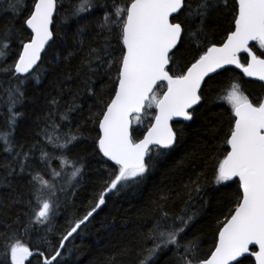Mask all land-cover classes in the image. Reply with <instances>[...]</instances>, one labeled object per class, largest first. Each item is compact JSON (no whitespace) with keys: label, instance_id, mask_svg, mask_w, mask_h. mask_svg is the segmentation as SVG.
Here are the masks:
<instances>
[{"label":"snow or ice","instance_id":"snow-or-ice-1","mask_svg":"<svg viewBox=\"0 0 264 264\" xmlns=\"http://www.w3.org/2000/svg\"><path fill=\"white\" fill-rule=\"evenodd\" d=\"M59 8L63 12L58 10V0H33L30 7L27 0H4L0 6V16L12 18L11 24H0V83L6 85L0 91L9 113L7 126L0 129V144L12 154L11 161L0 165L5 172L2 182L11 187L10 178L28 173L31 189L26 201H14L24 211L3 225L0 264H32L33 259L37 264H67L60 259L61 250L68 251L66 242L106 204L108 194H119L147 179L184 136L183 129L172 122L177 118L192 121L197 106L214 92L230 106V118L224 134L228 150L222 159L217 158L213 182L237 185L230 201L234 206L224 214L209 251L202 253L200 238L188 239L187 231L199 215L193 201L209 181L199 175L190 178L179 214L171 215L164 203L157 202V215L143 236L151 247L144 249L139 264H155L156 257L168 252L173 253L174 264H264V98L250 99L239 80L222 88L215 80L228 66H235L245 77L264 82V0H71L68 8L62 3ZM98 8L104 14L96 22V43L87 46L75 77L79 83L75 91L67 87L70 98L65 99V82L74 77L64 71V65L85 52L84 38L92 31L87 16ZM221 16L228 18L229 27L217 44L209 39V29ZM17 21H21L19 28ZM49 49L54 55L43 67L42 53ZM49 71L57 82L47 99L44 126L28 151L23 145L15 150L17 118L23 115L17 107L26 99V83L39 84ZM97 79L102 81L99 90ZM85 97L95 105L88 117L98 126L94 148L111 162V168L104 188L85 214L69 220L67 229L57 236L61 195L65 203L67 197L75 196L84 173L83 158L71 152L82 137L80 128L63 129L82 111L79 101ZM148 109H154L151 122L143 138L135 139L133 121L140 124ZM39 137L44 138V146ZM34 150L39 151L43 166L35 173L30 171L35 167ZM53 160L59 161V170L52 167ZM61 179L63 183H58ZM168 199V194L161 197ZM48 248L52 252L46 255ZM115 262L112 257L107 264Z\"/></svg>","mask_w":264,"mask_h":264},{"label":"trees","instance_id":"trees-1","mask_svg":"<svg viewBox=\"0 0 264 264\" xmlns=\"http://www.w3.org/2000/svg\"><path fill=\"white\" fill-rule=\"evenodd\" d=\"M27 2L30 7L33 0H27ZM108 2L111 3V0ZM117 2L123 3L124 0H117ZM61 3L64 8H68L71 0H58V10L63 12V9L59 8ZM3 4L4 0H0V6ZM103 14L104 10L98 8L87 16L86 22L92 26V31L88 37L84 38L85 52L80 53L70 63L64 65V71L70 72L74 77L73 81L65 82V99L70 98L67 94V87H71L73 91L76 90L79 81L75 80V77L80 60L86 55L87 46L90 43H96L93 40L94 33L98 31L96 22L102 18ZM4 23L11 24L12 18L0 16V24ZM20 23L21 21L16 22L17 28ZM75 27L73 25L69 32V44L72 43L71 32L75 31ZM228 27V18L221 16L217 23L209 29V39L219 44ZM63 36L64 34L61 33V38ZM60 50L57 49V51ZM15 52L16 48L13 47L11 55L14 56ZM53 55L52 49H49L46 55L42 54L43 67L48 66ZM241 56L243 58L244 55ZM8 63H12V60L9 59ZM215 80L219 81L218 88L227 87L230 81L239 80L243 85L242 90L250 99L264 98V83L244 79L234 69L229 68L228 71L215 77ZM0 81H3V77H0ZM56 82L57 77L49 71L39 84L35 80L26 83V99L22 106L17 107V110L23 115L17 118L15 129L17 148L15 150H19L18 146L23 145V150L28 151L31 145L37 142L36 133L44 126L48 109L47 99L53 94V86ZM101 83V80H96L97 90ZM4 86L6 85L0 83V88ZM165 88L166 86L159 89L160 94L165 91ZM5 99L3 92L0 91V129L7 126L9 116L3 103ZM79 103L83 105L82 111L70 118V125L65 122L63 130L67 131L68 127L73 130L77 127L80 128L82 137L72 147L71 152L73 157L83 158L84 173L75 189V196L67 197L65 203V197L61 195L62 206L58 210L59 215L55 221L57 236L67 229L69 220L82 217L85 214L89 205L94 202V198L104 188L111 168V162L106 161L94 148V138L98 135V126L88 121L91 111L95 110L93 100L85 97ZM153 115L154 109H148L142 114L140 124L133 121L135 139L143 137ZM229 118L230 106L218 100L216 92H214L203 105L197 106L192 121L173 122L175 127L183 129L182 140L169 152V155L160 159L156 168L141 185L128 188L119 194H108L106 204L97 210L86 226H82L78 235L74 234V237L66 242L68 251L61 250L62 257L60 259L66 260L67 264H107V261L112 257H116L115 264H139L145 255L144 249L151 247V243L147 245L144 243L143 236L157 215L155 212L157 202L164 203L166 211L171 215L179 214L187 200L184 186L190 178L194 179L197 175L202 181L207 178L209 186L205 188L200 197L193 201L194 210H198L199 215L194 220L193 226L187 231V238L192 239L194 236H198L202 253H207L212 246L216 229L219 223L224 220V214L228 207L234 206L230 204V201L234 198L237 185L228 182L227 186H219L213 182V169L217 158L222 159L228 150V146L224 142V134L228 129ZM214 132L215 137L213 136ZM39 140L41 146H44V138L39 137ZM3 147V144H0V165H5L12 160V154L3 151ZM39 156V151L34 150L32 160L35 167L30 169L33 173L40 171L43 167L39 164ZM51 163L52 167L59 170L58 160H53ZM4 174V169L0 167V233L5 232L3 227L5 222H10L17 214L24 211L23 205H17L14 201L18 199L26 201L31 190L28 184V173L15 179L10 178L11 187H6L2 182ZM45 179H50V177L45 176ZM58 183H63V179ZM164 194L169 196L167 201L161 200ZM204 201H207L206 205H203ZM51 252L52 249L48 248L46 255ZM2 256L3 253L0 251V258ZM32 264H37V261L33 259ZM155 264H174L173 253H161L155 258Z\"/></svg>","mask_w":264,"mask_h":264},{"label":"water","instance_id":"water-1","mask_svg":"<svg viewBox=\"0 0 264 264\" xmlns=\"http://www.w3.org/2000/svg\"><path fill=\"white\" fill-rule=\"evenodd\" d=\"M30 31V30H29ZM43 54V53H42ZM241 55H245V54H241ZM228 68H230V69H234V70H236L237 72H239L242 76H243V78L244 79H247V80H251V81H258V80H255V78H251V77H245L244 75H243V73L239 70V69H236L235 68V66H228ZM258 82H260V81H258ZM262 83H264V82H262ZM166 90V89H165ZM178 121H182V122H189V121H184L182 118H177L176 120H174L173 122H178ZM172 122V123H173ZM143 138V137H142ZM141 138V139H142ZM106 159V158H105ZM110 162V161H109ZM253 259V262H254V257L252 258Z\"/></svg>","mask_w":264,"mask_h":264},{"label":"rangeland","instance_id":"rangeland-1","mask_svg":"<svg viewBox=\"0 0 264 264\" xmlns=\"http://www.w3.org/2000/svg\"><path fill=\"white\" fill-rule=\"evenodd\" d=\"M136 123V122H135Z\"/></svg>","mask_w":264,"mask_h":264}]
</instances>
